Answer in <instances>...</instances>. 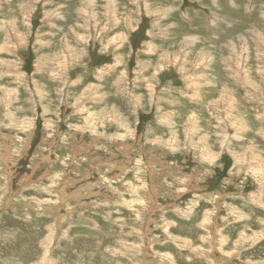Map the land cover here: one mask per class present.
<instances>
[{
	"label": "rangeland",
	"instance_id": "rangeland-1",
	"mask_svg": "<svg viewBox=\"0 0 264 264\" xmlns=\"http://www.w3.org/2000/svg\"><path fill=\"white\" fill-rule=\"evenodd\" d=\"M0 264H264V0H0Z\"/></svg>",
	"mask_w": 264,
	"mask_h": 264
}]
</instances>
